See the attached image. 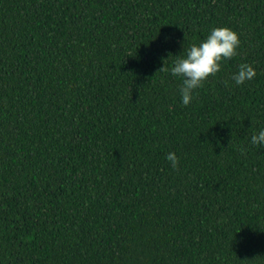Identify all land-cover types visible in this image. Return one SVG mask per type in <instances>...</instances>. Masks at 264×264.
Instances as JSON below:
<instances>
[{"label":"trees","instance_id":"obj_1","mask_svg":"<svg viewBox=\"0 0 264 264\" xmlns=\"http://www.w3.org/2000/svg\"><path fill=\"white\" fill-rule=\"evenodd\" d=\"M219 26L184 105L167 69ZM260 128L264 0H0V264H264Z\"/></svg>","mask_w":264,"mask_h":264},{"label":"clouds","instance_id":"obj_2","mask_svg":"<svg viewBox=\"0 0 264 264\" xmlns=\"http://www.w3.org/2000/svg\"><path fill=\"white\" fill-rule=\"evenodd\" d=\"M184 43V42H183ZM240 40L238 33L226 26L212 27L205 37L198 43H192L175 55L171 67L167 71L180 78L178 93L180 101L188 105L193 99L194 90L202 86V83L221 68V63L232 58L236 54ZM183 45V44H182ZM161 67L159 71H164ZM255 69L247 63L238 65L232 73L231 79L236 85H241L255 76ZM227 86V81L224 82ZM253 145L264 146V128L250 137ZM165 159L174 169L177 166L178 157L173 152H168Z\"/></svg>","mask_w":264,"mask_h":264}]
</instances>
